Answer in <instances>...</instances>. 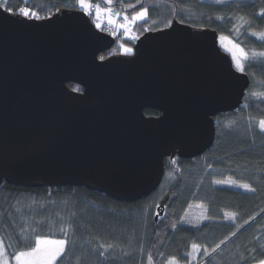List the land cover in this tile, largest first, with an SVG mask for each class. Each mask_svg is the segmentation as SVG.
<instances>
[{
  "label": "water",
  "instance_id": "water-1",
  "mask_svg": "<svg viewBox=\"0 0 264 264\" xmlns=\"http://www.w3.org/2000/svg\"><path fill=\"white\" fill-rule=\"evenodd\" d=\"M219 38L174 20L139 37L133 54L102 60L117 40L83 11L26 19L0 10V186L150 196L166 158L202 156L215 118L243 104L251 79Z\"/></svg>",
  "mask_w": 264,
  "mask_h": 264
},
{
  "label": "trees",
  "instance_id": "trees-1",
  "mask_svg": "<svg viewBox=\"0 0 264 264\" xmlns=\"http://www.w3.org/2000/svg\"><path fill=\"white\" fill-rule=\"evenodd\" d=\"M91 2L111 7L114 12L121 10L130 17L142 7L149 10V18L133 28L137 38L116 37L117 43L122 39L134 47L143 34L165 29L176 20L216 30L219 37H229L246 51H264V41L251 34L264 30V16L260 15L264 0H226L222 4L215 0ZM8 7H29L40 19L63 8L78 10L76 0H8ZM241 16L251 24L240 26L237 18ZM118 53L119 48H113L100 58ZM245 73L251 85L243 104L215 118L213 146L196 159L166 158L161 184L143 200L120 202L84 188L1 185L0 240L9 260L40 236L69 241L56 264H149V256L151 264H169L171 257H176L179 264H191V257H184L191 252L192 243L200 245L198 264L264 261V132L257 124L264 119V104L261 98L252 97L253 92H264V68L249 69L246 65ZM69 87L82 90L74 84ZM145 114L159 116L152 110ZM217 180L225 183L218 185ZM233 182L249 188L231 186ZM157 206L164 207L158 221ZM196 206L205 215L199 224L189 215Z\"/></svg>",
  "mask_w": 264,
  "mask_h": 264
},
{
  "label": "snow or ice",
  "instance_id": "snow-or-ice-1",
  "mask_svg": "<svg viewBox=\"0 0 264 264\" xmlns=\"http://www.w3.org/2000/svg\"><path fill=\"white\" fill-rule=\"evenodd\" d=\"M30 2V0H29ZM231 2V0H229ZM76 3L79 5L80 9L83 10L88 15H93L97 21L96 27H101V21L106 20L107 23L111 25H115L116 28H123L125 33H130L132 31L133 26L137 21H146L149 18V10L147 8H141L134 14H132L131 19H129L128 15H124L123 22H118V17L121 15L120 12H114L111 7L102 8L100 3H92L91 0L89 2H85V0H76ZM106 3L110 4L111 0H106ZM215 3L222 4L225 3V0H215ZM157 5L154 4L153 7ZM128 7H134V5L129 4ZM0 10L4 12H8L12 15H18L24 17L26 19H40V16L37 11L29 8V7H20L18 9H13L8 7V0H4L3 4H0ZM261 16H264V12H261ZM223 19V17H221ZM240 21V26L244 24H251V21L245 20L244 17L237 18ZM170 23V22H169ZM238 33L239 27L235 29ZM114 34V33H113ZM253 36H257L261 41H264V30L256 32L252 31ZM130 38L136 39L137 37L131 36ZM221 40H228L231 47L228 49L232 55L233 61L236 64L237 69L244 73L246 71V65L250 69L252 67H261L264 68V51L257 52L255 50L246 51L244 47H241L239 43L233 42L229 37L221 36ZM124 53L127 55L133 54V49L130 47L124 48ZM103 60L104 57H101ZM252 97L255 99L257 97L261 98V103L264 104V92L261 93H252ZM257 124L262 132H264V119H260L257 121ZM175 163V162H173ZM216 184L220 185L225 183L224 181L217 180ZM231 186L243 187L245 189L249 188L247 184H236L232 183ZM255 191L254 189H251ZM202 207V205H201ZM159 215V213H157ZM69 241L67 238L64 239H47L40 236H36L34 239V243L31 246H27L24 249H18L13 254V259L15 260V264H55L56 260L65 252V248L68 245ZM224 243V241H221ZM101 248L104 246L101 245ZM111 247V245H109ZM220 245L217 244L216 248H219ZM216 248H213L212 251L215 252ZM207 249H205L206 251ZM200 251V245L197 243L191 244V252L187 254L185 259L191 257L192 260H195ZM101 255L104 253L101 252ZM6 252L3 247V242L0 240V264H8V261L4 259ZM151 256L148 257L149 264H151ZM169 264H179V261L176 257H171L169 260ZM260 264H264V261H261Z\"/></svg>",
  "mask_w": 264,
  "mask_h": 264
},
{
  "label": "rangeland",
  "instance_id": "rangeland-1",
  "mask_svg": "<svg viewBox=\"0 0 264 264\" xmlns=\"http://www.w3.org/2000/svg\"><path fill=\"white\" fill-rule=\"evenodd\" d=\"M225 1H226V0H225ZM85 2L87 3V2H89V0H85ZM101 7H102V6H101ZM77 8H78V10L83 11V10L80 9V7H79L78 4H77ZM102 8H106V7H102ZM83 12H84V11H83ZM123 17H124V16H123ZM129 19H131L130 16H129ZM102 21H106V20H102ZM106 22H107V21H106ZM118 22L121 23V21H118ZM141 22H143V21H137V22L135 23V25L133 26V28H135V27L137 26V24H139V23H141ZM119 29H120V30H124L123 28H119ZM127 35H128V33L126 34V38H127ZM128 38H129V37H128ZM128 38H127V39H128ZM219 44H220L221 49H222L225 53L229 54V55L232 57L230 51L228 50V49L231 47V45L229 44L228 40H227V39H226V40H221V39L219 38ZM127 47L133 48L132 46H130L129 44H127V43L125 42V40H122V39H121V40L118 41L116 47H114V48H119V49L121 50V52L124 53V48H127ZM232 59H233V58H232ZM233 63H234V67L237 69L236 64H235L234 61H233ZM237 70H238V69H237ZM238 71H239V70H238ZM159 207H160V206H157L156 213H155V219H156V217H158V220L163 216V215L160 213V211H159ZM157 213H159V215H157ZM189 215H190V218H191L192 220H194V221H195L196 223H198V224L205 220V215H204L203 209H202L201 207H199V206H196V207L192 208L191 213H190ZM158 220H157V221H158ZM47 239H53V238H47ZM53 240H56V239H53ZM61 256H62V255H61ZM61 256H60V257H61ZM60 257H59V258H60ZM59 258H58V259H59ZM4 259H6V260L8 261V264H15V260H14V259H12V261L9 260V258L7 257V255H5ZM58 259H57V260H58ZM57 260H56V262H57ZM56 262H55V264H56ZM191 264H198V255H197V257H196L195 260H192V259H191Z\"/></svg>",
  "mask_w": 264,
  "mask_h": 264
},
{
  "label": "built area",
  "instance_id": "built-area-1",
  "mask_svg": "<svg viewBox=\"0 0 264 264\" xmlns=\"http://www.w3.org/2000/svg\"><path fill=\"white\" fill-rule=\"evenodd\" d=\"M117 11L121 13V15L117 19H118V21H121V23H122L123 22V16H124L123 12L121 10H117ZM117 11H115V12H117ZM88 16L91 18V20L96 25L97 21L94 18V12H93V15H88ZM98 29L100 31L108 34V35L113 36V37L125 38L126 34H127V33H125L124 30H120V29L116 28L115 25L110 26L106 21H101V27ZM128 35H129V33H128Z\"/></svg>",
  "mask_w": 264,
  "mask_h": 264
},
{
  "label": "flooded vegetation",
  "instance_id": "flooded-vegetation-1",
  "mask_svg": "<svg viewBox=\"0 0 264 264\" xmlns=\"http://www.w3.org/2000/svg\"><path fill=\"white\" fill-rule=\"evenodd\" d=\"M133 49V48H132ZM118 54H125V53H122L121 50L119 49V53Z\"/></svg>",
  "mask_w": 264,
  "mask_h": 264
}]
</instances>
